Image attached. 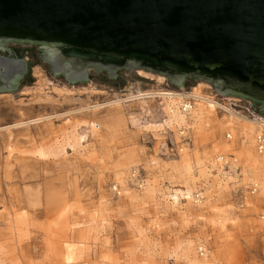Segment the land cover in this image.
I'll return each mask as SVG.
<instances>
[{
	"label": "rangeland",
	"instance_id": "1",
	"mask_svg": "<svg viewBox=\"0 0 264 264\" xmlns=\"http://www.w3.org/2000/svg\"><path fill=\"white\" fill-rule=\"evenodd\" d=\"M7 44L30 66L17 89L0 92V127L38 115L69 112L81 105L77 99H87L95 88L120 95L138 88L179 93L202 84L207 96L217 91L207 80L175 89L167 83V76L138 66L133 71L121 68L115 77H108L105 69L96 72L93 66L89 80L73 83L50 70L38 44ZM37 68L57 89L47 86L36 95ZM67 94L71 97H65ZM219 96L240 118L264 117V109L249 98ZM125 109L129 129L111 144L91 128L79 130L89 137L79 143L74 136L77 121L69 113L54 119L51 126L1 130L0 264H264V167L254 158L238 154L241 147H255V137L264 127L237 128L235 117L226 109L218 108L214 118L197 108L185 124L190 126L192 138L198 131L208 133L213 143L216 134L221 132L226 138L230 131L237 151L228 154L215 147L213 151L204 147L197 150L192 138L189 143L182 141L180 126L163 131L146 124L142 127L144 122L165 118L162 98L129 101ZM219 122L236 129L232 131L227 125L219 130ZM2 139L6 145L12 142L13 151L9 153ZM35 141L45 148L47 158L33 152ZM179 141L191 153L186 165L177 162ZM151 154L159 161L156 167L147 165ZM227 154L239 159L242 170L231 167L233 170L223 173L216 167L215 157ZM235 157L230 160L234 162ZM64 164L68 168L62 169ZM115 166L121 167L119 176L114 173ZM253 179L262 182V190L256 195L245 192V199L240 186ZM52 188L62 190V198L73 204L64 215L58 216L57 208L50 204ZM187 188L194 192L190 201L174 191ZM197 192L204 195L201 203L193 201ZM253 196L259 197L255 206ZM199 246L206 248L205 256L200 255Z\"/></svg>",
	"mask_w": 264,
	"mask_h": 264
},
{
	"label": "water",
	"instance_id": "2",
	"mask_svg": "<svg viewBox=\"0 0 264 264\" xmlns=\"http://www.w3.org/2000/svg\"><path fill=\"white\" fill-rule=\"evenodd\" d=\"M11 41L38 43L73 83L93 66L109 77L138 66L172 88L207 80L264 109V0H0V92L30 66Z\"/></svg>",
	"mask_w": 264,
	"mask_h": 264
},
{
	"label": "bare ground",
	"instance_id": "3",
	"mask_svg": "<svg viewBox=\"0 0 264 264\" xmlns=\"http://www.w3.org/2000/svg\"><path fill=\"white\" fill-rule=\"evenodd\" d=\"M141 69H143V68H141ZM35 74H36V77H37L38 83H39L38 87L36 89L37 92H35V93H36V95L37 94L40 95V93L45 90V87L48 86V88H51L50 86L53 85V83L49 78H46V76L43 74V72L39 68H37V70L35 71ZM159 74H161V73H159ZM162 75H164V74H162ZM52 87L54 89H57L54 85ZM203 88H205V87H203V85L200 84L199 86L194 87L192 89V91H189V94H191L195 98V103H194V105L190 111H186L182 107L183 96H184V93H182V92H179V93L173 92V91H171L169 89H165V88H161L158 90L153 89V90H149V91L148 90H142V89L138 88L136 90L129 91L125 95H120V94H109L108 92H105V90L95 88V89L91 90L90 93L87 94V96H88L87 99L80 98L81 97V94H80L79 98L81 100L80 99H77V100L81 101V105L73 108L69 112L66 111V113L73 115V117H72L73 120L77 121V123L75 125V129H74V131H75L74 136H75V139L77 141H79V143H82L83 141L87 142L88 138H89L87 133L86 134H80L79 130H81L83 128H91V130H90L91 132L100 133V135L104 136L106 138V140H108L107 142H109L110 144L113 142H116V139L119 136L127 133L128 129H129L127 126V123H129L128 122L129 118H127V115L125 113L124 103L126 101H132V100L147 98V97H149V98L150 97L162 98L165 101V109L167 111V113H166L167 116L165 115V118H164L165 120L163 122L146 124L147 127L151 128V129H158V131H163V130H165V127H168V126L169 127L174 126V125L180 126V127H178V134L180 137L181 136L183 137L184 134H189L188 131H190V126L185 125V124H186V122H188V116H190L192 111L196 110L197 108H198V110H202L204 113L206 112L207 114L214 116V118L216 117L215 113H217L218 108L219 109H221V108L226 109L230 114H232L235 117L234 120L233 119L232 120H233L235 126L238 125L237 128H239V126H240V127H243L245 130H248L249 128H251L252 126H255V125L260 126V127L261 126L264 127V119H258L257 117H251L253 119H247L245 117L240 118V116H236V115H238V113L235 110H232L231 108L227 107L226 105H223L224 102L222 103V101L220 102L217 99H215L214 93L211 94V96H207V95L203 94L204 93ZM84 89H86V88H84ZM70 91L71 90H68V92H70ZM48 94H46V95H48ZM68 94H70V93H68ZM68 94L65 95V97L69 96V98H70L71 95H68ZM73 97L74 96H72V98ZM92 97H98V98L92 99ZM19 111H21V110H19ZM23 111H24V109H23ZM203 112H202V114H203ZM66 113H60V114L59 113H53V114H46V115H38L34 118L29 117L31 119L23 120V121L14 123L13 125H9L6 127H0V136L2 137V135H3L1 133V130L3 128H7V129L8 128H11V129L17 128L18 129L20 127H22V128L27 127L28 128L31 125H36V126L50 125L51 126L54 119H57ZM208 122H209V120H208ZM217 126H218L219 130L225 129L224 128L225 126H227L232 131H234L236 129L235 127H232V125H230V124H226L225 126H223L221 122H219L217 124ZM49 132H50V130H49ZM198 132H196L195 133L196 135L194 136V138H192L194 149L200 150L201 147L202 148L204 147L205 149L210 148V150L213 151L212 148L215 147L217 149L219 148L221 151L228 153V154L237 151L235 137H234V141H230L232 139V133L230 131H228L226 133L227 140H226V138L223 137V135H220L221 132L218 135L215 133L216 134L215 138H217L218 140L216 139L215 140L216 142L213 140V143L210 142L211 134H208V133L202 134V133H200V132L198 133ZM215 134H213V137ZM106 140H105V142H106ZM33 141H34V139H33ZM68 141H70V140L68 139ZM182 141L189 143L191 140L190 141L185 140L183 137ZM3 142L4 141L2 139V143ZM11 143L10 144L8 143L7 145L3 143L5 145V148L9 149V153L11 151H13V145ZM35 143H36V141L33 144H35ZM0 144H1V141H0ZM177 146H178V157H179L177 162H179L180 164L186 165L185 163L190 161V157H191L190 150H188V146H186V144H183L181 141H179L177 143L176 148H177ZM255 147H256V149H255ZM255 147H254V145L253 146L248 145L245 147H241L238 151V154L245 157V159L246 158H254L259 165L264 167V149L258 150L257 143H256V137H255ZM33 152L35 154H37L40 158L41 157H43V158L48 157L47 151L41 145V143H38V144L36 143L35 149L33 150ZM228 154H227V157H224L223 155H217L215 157V160H214L216 167L220 168L223 171V173H227L228 170L224 169V167L222 166L223 163H219L218 159L224 160L226 162L230 161L231 167H236V165L239 163V159L237 157H235V155L231 154L232 157L233 156L235 157V158H233L234 159V162H233L230 160L232 157L229 156ZM138 161L136 160L135 163H138ZM158 163H159V161L156 160V158L153 154L148 156L147 165L152 166V167H156V165ZM9 165H10V163H9ZM62 167H63L62 169L68 168L67 166L65 168H64V166H62ZM125 168H127V167H125ZM120 169H121V167H119V166L114 167L113 170H114L115 175L119 176V173H120L119 170ZM137 170L138 169H135L132 172V174H134V172H136ZM253 180H257L259 182V190L256 193H249L248 192L250 195H256L262 190V182L258 179H253ZM49 191H50L49 195L51 196L50 204L52 205L53 208H55V209L57 208L58 216L64 215L66 213V211L72 207L73 204L71 202H68L69 198L65 199V200L63 199L64 198V192L62 190H54L52 188ZM174 191L178 194H180V193L183 194V198H185L186 200L190 201L193 198L194 192L192 189L187 188L186 191L181 190V189H176ZM197 193H199V194H197ZM197 193H196L195 199L193 201L195 203H201L204 199L203 198L204 195L201 192H197ZM245 199H246V196H245ZM46 201L48 203V195H47ZM257 202H259V197L253 196V199L251 202L252 205L255 206V204ZM261 219L264 220V214L261 215ZM18 220L21 221V218L18 217ZM71 249H73V248H71ZM204 249L205 250L203 251V253H201L199 251L200 255H202V256H205V254L207 253L206 248H204ZM87 264H89V263H87Z\"/></svg>",
	"mask_w": 264,
	"mask_h": 264
},
{
	"label": "built area",
	"instance_id": "4",
	"mask_svg": "<svg viewBox=\"0 0 264 264\" xmlns=\"http://www.w3.org/2000/svg\"><path fill=\"white\" fill-rule=\"evenodd\" d=\"M189 91L190 90H182L181 91L182 93H184L182 107L186 111H190L192 109L194 103H195V98L191 94H189ZM219 93L220 92L216 91V93H214V95H215V99H217L218 101L221 102L222 99L220 98ZM258 119H264V117H261ZM183 137L185 140L190 141L192 138V135L184 134ZM256 143H257L258 150L264 149V131L258 132V134L256 136ZM218 161H219V163H223L222 166L224 167L225 170H228V171L233 170V168H231L230 161L226 162L224 160H219V159H218ZM236 170H242L241 164L236 165ZM240 188L242 190V196H243V198H245V196H244L245 192L256 193L259 190V182L257 180H249L248 183H243L240 186ZM197 194H199V193H197ZM244 204H245V202L243 199V205ZM204 250L205 249L203 246H199V251L201 253H203ZM85 264H87V263H85Z\"/></svg>",
	"mask_w": 264,
	"mask_h": 264
},
{
	"label": "crops",
	"instance_id": "5",
	"mask_svg": "<svg viewBox=\"0 0 264 264\" xmlns=\"http://www.w3.org/2000/svg\"><path fill=\"white\" fill-rule=\"evenodd\" d=\"M147 98H149V97H147ZM150 98H157V97H150ZM141 99H143V98H141ZM136 100H137V99H136ZM132 101H133V100H132ZM126 102H129V101H126ZM126 102H125V103H126ZM125 103H124V110H125V113H126L127 118H128L129 116H128V114H127V112H126V109H125ZM166 116H167V115H166ZM164 120H165V119H161L160 122H159V121H154V122H151V123H161V122H163ZM129 122H130V120H129ZM151 123H147V122L145 123V122H144V123L142 124V127L144 128V125H145V124H151ZM156 133H159V132H156Z\"/></svg>",
	"mask_w": 264,
	"mask_h": 264
},
{
	"label": "flooded vegetation",
	"instance_id": "6",
	"mask_svg": "<svg viewBox=\"0 0 264 264\" xmlns=\"http://www.w3.org/2000/svg\"><path fill=\"white\" fill-rule=\"evenodd\" d=\"M36 44H38V43H36ZM39 45V44H38ZM28 71H29V69H28ZM28 71L25 73V74H27L28 73ZM25 74H24V76H25Z\"/></svg>",
	"mask_w": 264,
	"mask_h": 264
},
{
	"label": "trees",
	"instance_id": "7",
	"mask_svg": "<svg viewBox=\"0 0 264 264\" xmlns=\"http://www.w3.org/2000/svg\"><path fill=\"white\" fill-rule=\"evenodd\" d=\"M109 77V76H108Z\"/></svg>",
	"mask_w": 264,
	"mask_h": 264
}]
</instances>
